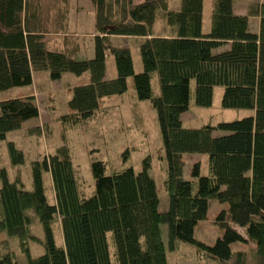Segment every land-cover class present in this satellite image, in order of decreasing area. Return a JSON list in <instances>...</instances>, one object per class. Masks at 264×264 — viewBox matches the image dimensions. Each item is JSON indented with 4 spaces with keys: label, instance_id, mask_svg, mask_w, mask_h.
<instances>
[{
    "label": "trees",
    "instance_id": "obj_1",
    "mask_svg": "<svg viewBox=\"0 0 264 264\" xmlns=\"http://www.w3.org/2000/svg\"><path fill=\"white\" fill-rule=\"evenodd\" d=\"M89 1L94 53L78 57L82 45L69 29L70 0H0V91L30 84L38 69L88 71L89 80L71 86L67 109L59 114L64 127H73L90 120L104 96L124 92L132 75L134 118L143 124L141 100L149 98L158 121L167 208H159L149 160L138 170H108L104 160L93 159L94 186L86 193L64 141L31 161V187L0 167V232L16 238L27 264H169L168 251L180 241L221 264H264V0L250 1L246 14L233 10L236 0H212L207 31L202 29L203 0H180L178 8H169V0ZM157 11L174 26L173 33L152 32ZM250 14L259 16L257 31L249 29ZM114 35L142 38V70L135 72L130 47L114 44ZM224 44L228 47L214 50ZM109 53L116 64L112 77L106 76ZM192 80L196 104L210 105L214 87L221 85L223 106L254 112L215 124L183 125ZM38 113L32 93L0 98V139ZM38 125L27 131L40 132ZM8 147L13 163L24 161L21 148L13 142ZM185 152L206 153L208 172L202 173L196 160L191 177H185ZM44 171L51 177L53 201ZM211 198L226 207L215 218L220 234L209 243L195 229L207 218ZM37 222L43 237L33 230ZM9 237L0 238V264H18ZM31 239L42 244L36 255L30 253ZM247 240L253 244L232 247Z\"/></svg>",
    "mask_w": 264,
    "mask_h": 264
},
{
    "label": "rangeland",
    "instance_id": "obj_2",
    "mask_svg": "<svg viewBox=\"0 0 264 264\" xmlns=\"http://www.w3.org/2000/svg\"><path fill=\"white\" fill-rule=\"evenodd\" d=\"M252 0H236L233 10L237 13H248V5ZM180 0H169V8H178ZM212 0H203L202 29L207 31L210 24ZM94 26V12L91 9L89 0H70L69 29L79 37L82 48L78 57L91 56L94 53V40L91 32ZM259 28V16L249 15V29L257 31ZM174 26L166 22L161 11H157L152 32L159 34L163 32L173 33ZM141 37L127 35H114L112 40L117 45L130 47L133 57L135 72L142 70V59L139 53ZM228 47V44L214 48L220 50ZM106 76L112 77L116 74L115 57L108 54L106 59ZM89 80V72L85 71L76 74L72 71L52 72L48 69L33 71L30 84L14 85L0 91V98L12 97L22 93H32L39 106L38 115L29 117L22 122L21 127L7 131L4 138L0 139V167L5 166L10 178L19 176L25 187H31V161L41 158L45 153L53 151L55 146L66 141L70 148L71 157L76 168V173L81 186L86 193H90L94 186V179L91 170L93 159H102L111 167L133 166L140 169L144 160H149V172L155 178L159 188L160 209L167 208L168 196L162 181L167 172V163L164 154L162 138L155 110L151 106L150 99L141 100L143 111V124L138 125L133 115L131 106L133 76L128 78V88L122 93H114L104 96L94 116L85 123H78L73 127H64L59 114L67 109V99L70 96L71 86ZM153 93L158 92L156 76L152 79ZM223 87H214L213 101L210 105H199L194 101V81H191V96L188 108L182 113L183 125L200 126L204 123L215 124L221 120H229L244 115L252 114V108L225 107L221 103ZM32 124H39L40 132L34 133L37 129L28 132ZM47 127V130L45 127ZM46 130V131H45ZM48 131V132H47ZM215 132H218L217 130ZM13 142L24 152V161L13 163L10 157L8 144ZM184 176L191 177V169L194 161L199 160L201 172H208L207 154L202 152L184 153ZM93 183V186H92ZM44 184L49 199L53 201V189L51 177L44 171ZM226 207V203L216 198L209 200V211L207 218L199 221L195 233L206 242L213 241L219 234L215 218L219 210ZM53 228L57 242H60L61 232L58 229V221L54 220ZM165 236V224L162 225ZM34 232L43 237V227L40 222L34 223ZM9 237L0 232V238ZM10 238V237H9ZM111 239V233H109ZM112 240V239H111ZM12 250L15 252L18 264H27L26 253L20 250L17 240L10 238ZM253 244L250 240L246 243L233 242L232 247H247ZM110 247L113 249L112 241ZM42 244L30 240V253L36 255L42 251ZM201 255V256H200ZM169 264H221L219 260L200 254L196 246L189 242L180 241L178 246L168 251Z\"/></svg>",
    "mask_w": 264,
    "mask_h": 264
}]
</instances>
